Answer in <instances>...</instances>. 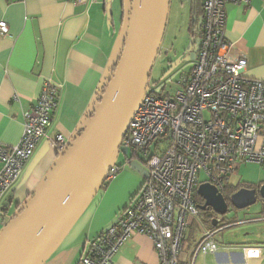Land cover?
<instances>
[{"label": "built area", "instance_id": "obj_1", "mask_svg": "<svg viewBox=\"0 0 264 264\" xmlns=\"http://www.w3.org/2000/svg\"><path fill=\"white\" fill-rule=\"evenodd\" d=\"M70 1L75 5L95 3ZM251 1L203 0L195 62L176 82L172 77L160 84L148 82L142 103L117 149L148 157L144 183L117 222L88 243L78 264H114L120 248L135 235L150 239L159 264H196L199 255L219 251L214 236L224 227L264 222L262 216L207 228L200 222L202 212L196 199L199 186L205 183L223 193L245 164L256 163L264 172V81L245 74L247 60L233 59L226 39L228 5L248 6ZM8 34L7 23L0 22V35ZM115 74L116 70L111 71L98 84L77 129L68 138L58 135L56 148L67 153L76 145ZM60 94V86L45 83L37 101L24 113L20 143L15 147L0 143V204L51 128ZM121 170L117 164L105 165L98 180L109 183ZM201 174L207 179L203 183ZM196 222L202 226V235L192 256L187 257L184 245ZM242 251L246 261L260 259L263 254L260 247H244Z\"/></svg>", "mask_w": 264, "mask_h": 264}, {"label": "crops", "instance_id": "obj_2", "mask_svg": "<svg viewBox=\"0 0 264 264\" xmlns=\"http://www.w3.org/2000/svg\"><path fill=\"white\" fill-rule=\"evenodd\" d=\"M133 6L134 0H95L92 5H75L70 0H0V22L9 27L8 36L0 35V143L12 147L20 143L24 113L37 101L45 83L61 87L51 128L0 204V236L62 158L54 145L56 137L68 138L77 129L98 84L113 71L127 39ZM227 13L230 56L246 59L245 74L264 81V0H252L248 6L229 4ZM146 175L122 169L106 186L103 180L96 181L30 264H78L88 243L127 209ZM256 218L260 217L247 220ZM196 223L184 245L187 257L192 256L202 235L198 223L201 234L196 233ZM250 225L255 226L250 234L234 238L238 245L219 244L216 254L199 255L197 260L202 256L206 264H264V222L240 227ZM244 247L263 248V254L260 259L246 261ZM113 262L159 264V259L150 239L135 235L120 248Z\"/></svg>", "mask_w": 264, "mask_h": 264}, {"label": "water", "instance_id": "obj_3", "mask_svg": "<svg viewBox=\"0 0 264 264\" xmlns=\"http://www.w3.org/2000/svg\"><path fill=\"white\" fill-rule=\"evenodd\" d=\"M171 0H134L130 28L109 86L85 133L54 167L50 178L0 236V264H30L34 255L99 179L139 109L164 40ZM201 212L222 218L230 205L264 203V184L242 188L229 202L215 186H199ZM213 220V227L218 226Z\"/></svg>", "mask_w": 264, "mask_h": 264}, {"label": "rangeland", "instance_id": "obj_4", "mask_svg": "<svg viewBox=\"0 0 264 264\" xmlns=\"http://www.w3.org/2000/svg\"><path fill=\"white\" fill-rule=\"evenodd\" d=\"M190 1L191 0H171L168 24L164 40L162 42L159 55L150 73L149 82L160 84L171 77L173 78L174 82H176L179 79L180 73L189 70L192 64L195 62V46L199 38L194 37L190 31ZM261 144L262 139H260L258 143V149L260 148ZM152 151H155L154 145L152 146ZM147 161L148 157H145L143 154L134 155L130 149H119L116 150L112 159L108 163V166L118 164L122 166V169L124 170L134 169L147 174ZM200 179L201 183L207 180L204 174H201ZM242 184H248L255 188L264 184V172L258 164L250 163L243 165L240 168L237 176L231 179V186L236 187ZM263 210L264 203L259 200L257 204L245 210L239 211L233 207H230L228 214L222 218L225 221L224 224H228L240 219L247 220V218H254L256 216L261 217L264 215ZM206 214L211 215V212L207 211L201 213L199 218L202 224H205L203 222L207 221ZM222 218L219 217V219ZM10 224L11 223H8L4 227V230ZM254 227L255 226L252 225L245 227H233L231 229L224 227L214 236V238L217 242H219L218 244L225 247L238 245L239 243L235 242L234 238L236 239L237 237H242L246 235V233L250 234L251 231L254 230ZM194 229L197 234H199V232L201 234L197 223ZM192 244L193 238L191 239V243L189 245L191 246ZM204 260V257L201 256L198 258L196 264H206Z\"/></svg>", "mask_w": 264, "mask_h": 264}, {"label": "trees", "instance_id": "obj_5", "mask_svg": "<svg viewBox=\"0 0 264 264\" xmlns=\"http://www.w3.org/2000/svg\"><path fill=\"white\" fill-rule=\"evenodd\" d=\"M202 5H203V0H191L190 1V18H191L190 31L194 37H198V38H200V35H201L200 24H201V19L203 16V6ZM123 50H124V47L121 50V53L117 58V61L113 65V68H112L113 71L116 70L118 63L121 60ZM57 150L60 153L59 158L66 155L65 151H60L58 148H57ZM107 184H108L107 182H104L103 186H106ZM242 188L254 189L255 187H252L248 184H242V185H239L236 187L231 186L230 184H227V186L225 187V191L223 192V195L226 198V200L229 202L230 197ZM196 199H197L198 205L203 202V200L198 196V194H196ZM230 207H231V205H230ZM206 215H207V221L203 222V223H205L204 225H206V226L208 225L207 228H216L217 229L219 226H223V224L225 222L223 220V218H222V223H219L217 227H213V220L219 219V217L217 215H214V216H211L210 214H206ZM103 233L104 232H102L98 237H100Z\"/></svg>", "mask_w": 264, "mask_h": 264}, {"label": "flooded vegetation", "instance_id": "obj_6", "mask_svg": "<svg viewBox=\"0 0 264 264\" xmlns=\"http://www.w3.org/2000/svg\"><path fill=\"white\" fill-rule=\"evenodd\" d=\"M201 204H204V201Z\"/></svg>", "mask_w": 264, "mask_h": 264}]
</instances>
